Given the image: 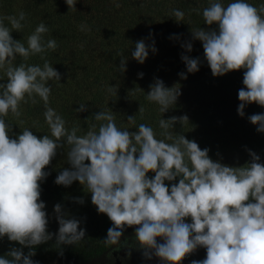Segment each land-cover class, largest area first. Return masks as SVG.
<instances>
[{"label":"clouds","instance_id":"obj_1","mask_svg":"<svg viewBox=\"0 0 264 264\" xmlns=\"http://www.w3.org/2000/svg\"><path fill=\"white\" fill-rule=\"evenodd\" d=\"M65 2L69 10L76 8L77 0ZM193 11L200 14L199 9ZM171 15L181 22L185 14L173 9ZM202 15L205 24L217 27L191 30L192 38L202 42L212 75L244 70L238 114L245 116V106L251 103L264 106V4L257 7L246 0H234L224 6L219 0H210ZM25 20L22 11L18 16L0 17V70L7 77L6 82H0V239L7 237L22 246L7 252L11 259L0 256V264H39L32 259L35 246L53 236L58 245H73L85 237L80 221L66 218L59 203L54 206L59 229L50 233L41 199V182L50 175L45 168L65 144L71 167L60 171L54 182L67 187L79 181L91 193L98 213L112 221L106 245L124 246V230L135 226L143 256L157 257L162 264H182L199 248L206 249V257L191 264H264V163L260 156L249 149L251 160L242 166L213 160L208 148L201 149L195 140L168 131L176 123L183 126L189 121L187 115L161 119L160 135L165 139H157L150 126L142 123L136 131L121 129L110 112L101 111L95 114L96 121H104L98 130L96 124H89V131L78 136L79 129L69 130L62 116L49 106L52 89L48 82L61 81V73L47 60L42 67L25 63L37 54L44 59L42 54L58 45L54 39L44 41L43 34L48 31L44 23L27 37V47L14 39L11 33L20 32ZM182 46L188 52L193 49L191 42ZM149 50L157 51L154 42L149 45L141 39L131 56L144 63ZM119 55L123 73L127 59ZM17 56L25 62L14 65ZM182 60L188 73L199 71V57L182 54ZM179 75L187 78L184 72ZM150 88L146 99L158 103L162 113L181 95L159 78ZM36 96L44 103L51 136H37L23 128L14 138L13 124L5 118L9 113L20 117L21 104H36ZM86 110L85 104L76 109L78 113ZM139 112H143L141 106ZM127 119L135 124L134 115ZM248 119L258 132H264V113ZM149 172L154 176L149 177ZM177 178L178 183H166ZM74 199L84 203L82 197ZM23 247L30 249L27 254Z\"/></svg>","mask_w":264,"mask_h":264},{"label":"trees","instance_id":"obj_2","mask_svg":"<svg viewBox=\"0 0 264 264\" xmlns=\"http://www.w3.org/2000/svg\"><path fill=\"white\" fill-rule=\"evenodd\" d=\"M210 0H77L76 8L69 10L65 0H0V17L26 14L20 32L13 31L14 39L20 40L27 47V37L35 28L44 23L48 31L43 34L45 42L54 39L56 50H48L41 59V54L30 56L25 62L17 56L13 62L19 65L43 66L47 60L61 73V81H49L51 95L49 106L66 121L70 130L77 127L78 136L89 131V124L98 126L104 121H96L95 114L110 112L115 117L117 127L136 131L139 124L153 128L157 139L163 129L161 119L187 115L189 121L183 126L176 123L168 129L173 136L183 134L195 140L201 149L208 148L213 160L230 166H242L251 160L249 149L257 153L264 163V132L257 131L248 119L257 113H264V106L251 103L245 106V116L238 114L241 101L238 91L243 85L244 70L230 71L223 76H213L204 58L202 42L193 40L192 31L210 27L203 19V9ZM224 6L234 0H219ZM254 6L264 4V0H246ZM119 5L117 7L116 5ZM173 9L184 12V20L177 22L171 15ZM193 9H199L197 14ZM4 24L11 28L8 20ZM178 37V38H177ZM141 39L154 46L157 51L149 50L144 63L132 58L135 43ZM191 42L193 49L188 52L182 45ZM120 53L127 59V70L120 71ZM183 55L200 58L199 71L188 73ZM184 72L187 78L179 73ZM143 73V77L139 76ZM0 78L7 77L0 70ZM163 80L166 87L180 90L176 104L162 113L160 105L146 99L155 79ZM112 89V91H109ZM36 104H21V116L9 113L6 121L13 124V137L28 128L37 136H51L50 128L44 117V103L36 96ZM85 104L87 110L78 113L76 109ZM143 112H139V107ZM134 115L135 124L127 117ZM172 143V141H166ZM59 149L51 164L45 168L50 172L41 182V199L45 202L48 214V231L57 233L58 221L51 218L54 206L59 203L63 211L80 221L79 227L85 229V237L73 245L56 244L55 236L46 243L35 246L32 257L39 264H162L157 257L147 259L135 239V226L124 230L122 239L127 244L117 249L116 245H106L104 239L112 226L110 219L103 232L95 231L96 222L89 224L88 217L96 206L91 201V193L80 184L58 185L54 181L60 171L70 168L67 161V149ZM149 177L154 173L149 172ZM176 181L168 182L178 183ZM82 197L84 203L74 198ZM190 222V218H188ZM93 225H95L93 227ZM160 241V238H157ZM163 242V241H160ZM13 247H22L4 237L0 239V256L11 259L7 252ZM28 247H23L25 254ZM62 253V254H61Z\"/></svg>","mask_w":264,"mask_h":264},{"label":"rangeland","instance_id":"obj_3","mask_svg":"<svg viewBox=\"0 0 264 264\" xmlns=\"http://www.w3.org/2000/svg\"><path fill=\"white\" fill-rule=\"evenodd\" d=\"M95 206V205H94ZM96 210L91 212V216L92 217H88V222L89 224L91 223H95L96 222V228L97 229H94L95 231H98V232H103V230L106 228V222L107 220L109 219L108 216L106 214H102V213H98L97 211V207L95 208ZM65 215H66V218H71V215L66 212H64ZM51 215V218L54 220V221H58L56 219V213L55 211H52V213L50 214ZM106 221V222H105ZM93 223V224H94ZM93 225V227L95 226ZM206 257V249L204 248H199L197 249V251H195L194 253L190 254L189 256H187L183 261H182V264H191V262L193 260H202Z\"/></svg>","mask_w":264,"mask_h":264}]
</instances>
